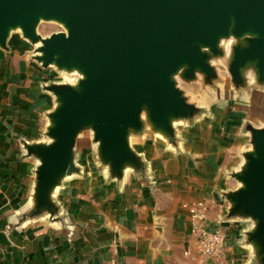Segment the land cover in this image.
Listing matches in <instances>:
<instances>
[{
	"label": "water",
	"instance_id": "obj_1",
	"mask_svg": "<svg viewBox=\"0 0 264 264\" xmlns=\"http://www.w3.org/2000/svg\"><path fill=\"white\" fill-rule=\"evenodd\" d=\"M48 21L62 30L41 37L37 28ZM16 29L43 69L77 76L75 84L45 86L54 97L47 140L15 136L22 159L34 163L19 223L63 221L54 197L66 180L84 175L82 143L96 147L93 163L107 183L122 187L131 175L153 189L150 164L131 138L179 152L176 125L207 111L190 87L221 83V65L228 100L264 95V0H0L1 50ZM242 125L251 147L228 173L236 189L218 192L221 222L247 225L239 245L249 252L248 264H264V122Z\"/></svg>",
	"mask_w": 264,
	"mask_h": 264
},
{
	"label": "crops",
	"instance_id": "obj_2",
	"mask_svg": "<svg viewBox=\"0 0 264 264\" xmlns=\"http://www.w3.org/2000/svg\"><path fill=\"white\" fill-rule=\"evenodd\" d=\"M9 45L10 53L0 51V172L6 176L0 177V264H248L249 252L239 245L247 225L221 222L225 205L218 192L233 187L228 171H221L234 169L236 158L233 136L219 131L217 121L189 130L180 155L159 145L143 147L153 189L131 175L122 187L107 183L89 163L82 177L66 180L55 193L62 222L39 218L19 223L34 163L22 159L14 138L36 135L39 114L50 101L37 84L46 73L30 62L26 46ZM229 101L230 113L242 111V121L262 126L264 95ZM87 150L82 143L78 156ZM194 202L204 203L209 224L228 234L221 259L202 260L196 254L183 207Z\"/></svg>",
	"mask_w": 264,
	"mask_h": 264
},
{
	"label": "rangeland",
	"instance_id": "obj_3",
	"mask_svg": "<svg viewBox=\"0 0 264 264\" xmlns=\"http://www.w3.org/2000/svg\"><path fill=\"white\" fill-rule=\"evenodd\" d=\"M62 29L58 26V25H54V24H49L46 22H41L37 28V32L41 35V37H45V36H49L52 33H56L61 31ZM20 32L17 31L16 34L13 33L11 35V38L9 39L7 46H8V50L7 51H3L0 49V51L4 52V53H10L12 51L11 47L9 44H11V42L13 44H17L18 46H21V44H23V46H26V50L28 51V59L30 60V62L34 63L36 66H38L41 70H43L46 73V80L44 81H39L37 82L38 84V88H39V93L42 96H47L49 98L50 101V106L48 109L42 110L41 113L39 114V121H38V129H37V133L36 135L32 136H28V138H23L24 140L28 141V142H40V141H45L47 140L44 137V133H45V128L47 126V118L46 115L47 113L52 109L53 107V102H54V97L46 90L45 86L48 85H57V84H63L65 82H70L72 84H75V79L77 78V76L75 75H67L66 73L61 74L60 72L57 71L56 68L53 67H48L46 69H43L39 64H37L35 61H33L31 59V54L32 51L34 49V47L28 43L27 41L23 40L20 36ZM229 41H231V38L228 39ZM224 41H221V43L223 44ZM225 60V59H223ZM218 62H220V60H218ZM220 65V64H219ZM220 70L219 71V75L223 77L222 82L221 83H212L211 85H207L205 83L200 84L201 87L192 84V86L190 87V89H192V91H195V96L198 98L199 103L198 105L205 106V108H207L206 114L204 115H200L197 118H193V120H191L188 124L187 123H179L176 125V128L178 130V135H179V141H178V146L180 148L179 152L177 151H172L171 149H168L170 152H173V154L176 155H180L182 149H185V144H186V138H185V134L189 131L192 130L194 128H197L198 125L200 124H207V122H215L217 121L219 124L217 125V129H219V131L224 132V131H229V136H233L232 137V143L231 144L234 147V157L236 158V167L234 169H236L238 167V165L240 164L241 160H242V154L247 151L248 149H250L251 147V137H250V133L248 132L246 126L243 127L242 123L243 121L241 120L243 117L242 111H237V112H231L229 110V107L233 106L231 104V101L228 100L227 97V92L224 91V88H226L227 90V86H228V81H229V76L226 73V66L221 65L220 66ZM205 84V85H204ZM220 84V85H219ZM197 86V87H196ZM219 86H223L222 89H219ZM229 102V104H228ZM234 102V101H233ZM232 123L234 124L233 126ZM85 138L87 140H90V134L88 131H86L85 134ZM21 137H19L20 139ZM15 139V138H14ZM134 138H131V147L137 152V153H141L144 157V159L150 163L149 159L147 158V154L144 151V146H149V145H159V146H163L162 143L157 142L154 139H147L145 141L139 142V141H133ZM15 143L17 145H21L18 139H15ZM144 147V148H143ZM164 147V146H163ZM95 146H93L92 148H89V150L87 151H83L80 154V157L78 158V162L82 163V164H92L93 161H95L94 156H95ZM166 148V147H164ZM94 159V160H93ZM93 165V164H92ZM95 166V164H94ZM234 169H229L226 171H221L222 175H225V172L228 171L231 172ZM227 173V175H228ZM228 180L230 182H232L233 187L230 188H221V190L224 191H228V190H234L236 189V187L238 186V183L233 180L230 179L228 177ZM222 204H224V202L220 199V201ZM225 205V204H224Z\"/></svg>",
	"mask_w": 264,
	"mask_h": 264
},
{
	"label": "built area",
	"instance_id": "obj_4",
	"mask_svg": "<svg viewBox=\"0 0 264 264\" xmlns=\"http://www.w3.org/2000/svg\"><path fill=\"white\" fill-rule=\"evenodd\" d=\"M183 207L189 214L190 236L194 242L196 254L202 260L221 259L228 238L226 230L209 224L208 211L204 203L194 202L184 204ZM184 255L190 257L191 251L185 250ZM109 264L119 263L113 260Z\"/></svg>",
	"mask_w": 264,
	"mask_h": 264
},
{
	"label": "trees",
	"instance_id": "obj_5",
	"mask_svg": "<svg viewBox=\"0 0 264 264\" xmlns=\"http://www.w3.org/2000/svg\"><path fill=\"white\" fill-rule=\"evenodd\" d=\"M2 145V142H0V146ZM0 177L2 178H6V176L4 174H2V172H0Z\"/></svg>",
	"mask_w": 264,
	"mask_h": 264
},
{
	"label": "bare ground",
	"instance_id": "obj_6",
	"mask_svg": "<svg viewBox=\"0 0 264 264\" xmlns=\"http://www.w3.org/2000/svg\"><path fill=\"white\" fill-rule=\"evenodd\" d=\"M46 23H49V21H48V22H46ZM53 23H56V22H53ZM56 25H58V26L60 27V24L56 23ZM17 31H19V32H20V30H19V29H16L14 32H17ZM20 34H21V33H20Z\"/></svg>",
	"mask_w": 264,
	"mask_h": 264
}]
</instances>
